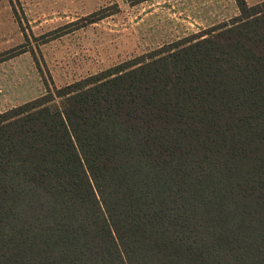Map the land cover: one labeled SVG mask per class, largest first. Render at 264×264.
Listing matches in <instances>:
<instances>
[{"label": "trees", "instance_id": "trees-1", "mask_svg": "<svg viewBox=\"0 0 264 264\" xmlns=\"http://www.w3.org/2000/svg\"><path fill=\"white\" fill-rule=\"evenodd\" d=\"M234 3L59 88L37 67L0 113V264H264V0Z\"/></svg>", "mask_w": 264, "mask_h": 264}, {"label": "rangeland", "instance_id": "rangeland-1", "mask_svg": "<svg viewBox=\"0 0 264 264\" xmlns=\"http://www.w3.org/2000/svg\"><path fill=\"white\" fill-rule=\"evenodd\" d=\"M139 1L0 0V55L28 50L0 63V113L45 93L38 66L59 88L238 14L234 0ZM103 9L106 18L82 20Z\"/></svg>", "mask_w": 264, "mask_h": 264}]
</instances>
